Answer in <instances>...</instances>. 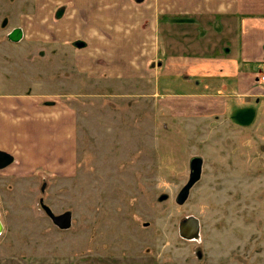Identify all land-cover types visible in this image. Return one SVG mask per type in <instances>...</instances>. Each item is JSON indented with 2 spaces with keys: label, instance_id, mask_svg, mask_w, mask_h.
Listing matches in <instances>:
<instances>
[{
  "label": "rangeland",
  "instance_id": "1",
  "mask_svg": "<svg viewBox=\"0 0 264 264\" xmlns=\"http://www.w3.org/2000/svg\"><path fill=\"white\" fill-rule=\"evenodd\" d=\"M57 1L0 0V48H31V58L46 60L45 74L28 71L33 88L0 67V97L41 92L45 105L37 106L63 114L60 123L40 128L39 146L31 151L36 155L14 152L15 161L0 173V201L7 208L0 264H264V99L255 123L239 118L251 125L243 128L232 117L222 122L219 113L205 110L204 118L195 115L189 122L165 114L164 102L146 96L152 86L141 93L133 82L92 78L71 66L78 48L55 35L59 22L50 13ZM68 7L76 14L75 1ZM24 13L40 39L12 43L8 35ZM202 17L207 31L198 16L175 21L183 22L170 33L175 48L183 30L193 51L210 53L223 31L216 18ZM92 40L97 47L98 37ZM216 49L230 50L220 44ZM192 79L189 86L183 77L165 76L159 93L167 100L204 91L202 79ZM61 134L54 155V141L44 138ZM8 140L0 133V147L12 151ZM196 157L201 179L179 204ZM40 198L55 214L71 211L72 228L61 231L42 218ZM187 216L200 220L198 241L179 234Z\"/></svg>",
  "mask_w": 264,
  "mask_h": 264
},
{
  "label": "crops",
  "instance_id": "2",
  "mask_svg": "<svg viewBox=\"0 0 264 264\" xmlns=\"http://www.w3.org/2000/svg\"><path fill=\"white\" fill-rule=\"evenodd\" d=\"M58 1L50 13L59 22L55 35L60 42L84 43L78 52L75 51L71 66L84 70L89 77L103 79L107 75L111 80L114 77L133 82L141 93L152 86L146 96L164 102V113L183 116L182 122L193 120L190 117L202 115L200 111L204 110L210 112L205 115L219 113L225 122L239 110L236 116L246 118L249 123L251 108L259 109L260 101L264 99L263 90L257 84L258 72L264 67V0H73L76 14H71L70 7L67 9L69 0ZM59 8L62 9L59 11ZM2 13L6 15V12ZM161 15L168 18V23L160 21ZM28 16L31 17L27 13L20 15L17 23L19 28H24L21 41L40 39L33 34ZM194 16L199 17V21L194 20L201 22L205 30L202 16L210 17L208 22L216 18L217 27L223 31L221 38L211 46L210 53L206 49L204 54L193 51L196 49L190 45L183 30L180 33L181 46H178L181 49L177 51L178 47L175 48L170 33L173 26H179L176 23H183L175 21L186 20L189 23V18ZM88 24V32H85ZM165 24L166 30L163 31ZM92 26L96 28L91 30ZM80 37L84 40H79ZM95 37H98L97 47L92 44ZM218 44L230 50L220 52L216 49ZM31 54V48H0V67L11 70L24 79V85L33 88V84L25 79L29 78L28 71L34 69L37 76L45 74L46 60L38 62L34 58L37 55L33 60ZM38 56L43 55L40 52ZM79 57L85 61L79 62ZM23 69L26 71H21ZM165 76L183 77L189 86L193 77L202 79L204 91L188 96L173 94L165 100L159 93ZM201 86L198 83L195 89ZM211 87L213 90L207 91ZM45 99L46 95L41 92L0 97V133L9 137L7 144L12 151L1 147L0 150L11 155L21 152V157L25 155V158L32 156L29 154L36 155L31 151L39 146L38 140L42 138L40 128L60 123L63 119L60 111H47L43 105L37 106L39 103L45 105ZM201 117L204 118L203 115ZM237 123L235 121L233 125ZM61 137L62 134L44 138V141L46 138L51 143L54 141V155L55 142L61 144Z\"/></svg>",
  "mask_w": 264,
  "mask_h": 264
},
{
  "label": "water",
  "instance_id": "3",
  "mask_svg": "<svg viewBox=\"0 0 264 264\" xmlns=\"http://www.w3.org/2000/svg\"><path fill=\"white\" fill-rule=\"evenodd\" d=\"M23 29L15 28L10 32L8 38L10 41L17 43L23 38ZM77 48L84 46L83 42H77L75 44ZM15 161L13 155L3 150H0V170L10 166ZM202 173V161L200 158H195L191 162V177L179 194L177 202L182 204L189 194L190 189L200 180ZM40 204L42 205L45 213L50 217L52 222L62 230H69L72 227V212L66 211L61 214H55L53 210L44 204L41 199ZM1 233V228H0ZM179 234L181 238L186 240H196L200 236V221L195 216L186 217L179 223Z\"/></svg>",
  "mask_w": 264,
  "mask_h": 264
},
{
  "label": "flooded vegetation",
  "instance_id": "4",
  "mask_svg": "<svg viewBox=\"0 0 264 264\" xmlns=\"http://www.w3.org/2000/svg\"><path fill=\"white\" fill-rule=\"evenodd\" d=\"M62 8H59V11L61 10ZM58 11V12H59ZM41 53H43V52H41ZM43 55V54H42ZM251 110H252V112H250V113H248V114H250V121H249V123H251L253 120L252 119H254V118H256V115H257V109H255V108H251ZM239 111V110H238ZM238 111H236V112H238ZM234 113V114H232V118L234 119V121H236V122H238L237 123V125H235V126H238V127H240V128H243V127H248V126H251L250 124H241V123H239L240 122V120H239V117H237L236 116V114H238V113ZM197 158V157H196ZM193 159H195V158H192L191 159V161H190V166H189V178L188 179H190V177H191V162H192V160ZM10 166H8V167H6V168H4V169H2V170H0V173L2 172V171H4L5 169H7V168H9ZM201 179V178H200ZM42 181H44V183H43V185H45V177H42ZM189 181V180H188ZM43 185L41 186V188H42V190H44V187H43ZM41 199H43V198H40L39 200L41 201ZM43 202H44V199H43ZM6 206H3L2 204H1V201H0V228H1V233H0V235L3 233V230L5 229V225H6V221H7V208H5ZM40 212H41V214H42V218H47L52 224H53V226H55V227H57L53 222H52V220L50 219V217L45 213V211H44V209H43V207H42V205L40 204ZM187 217H189V216H187ZM186 218V217H185ZM184 218V219H185ZM183 219V220H184ZM182 221V220H181ZM200 221V220H199ZM58 228V227H57ZM72 228V227H71ZM70 228V229H71ZM59 230H61L62 231V229H60V228H58ZM69 229V230H70ZM63 231H66V230H63ZM200 232H201V225H200ZM200 235H201V233H200ZM200 239V236H199V238L198 239H196V240H186V239H184V240H186V241H198ZM134 264H135V262H134Z\"/></svg>",
  "mask_w": 264,
  "mask_h": 264
},
{
  "label": "built area",
  "instance_id": "5",
  "mask_svg": "<svg viewBox=\"0 0 264 264\" xmlns=\"http://www.w3.org/2000/svg\"><path fill=\"white\" fill-rule=\"evenodd\" d=\"M257 84L264 90V67L258 72Z\"/></svg>",
  "mask_w": 264,
  "mask_h": 264
},
{
  "label": "trees",
  "instance_id": "6",
  "mask_svg": "<svg viewBox=\"0 0 264 264\" xmlns=\"http://www.w3.org/2000/svg\"><path fill=\"white\" fill-rule=\"evenodd\" d=\"M240 118V117H239Z\"/></svg>",
  "mask_w": 264,
  "mask_h": 264
}]
</instances>
